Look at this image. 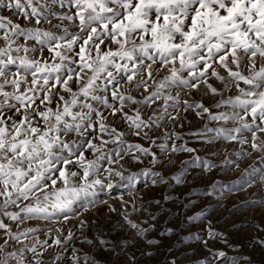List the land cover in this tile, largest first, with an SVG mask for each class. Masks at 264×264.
Returning <instances> with one entry per match:
<instances>
[{
    "label": "snow or ice",
    "instance_id": "6c2138e0",
    "mask_svg": "<svg viewBox=\"0 0 264 264\" xmlns=\"http://www.w3.org/2000/svg\"><path fill=\"white\" fill-rule=\"evenodd\" d=\"M0 10V264H100L91 250L71 244V230L55 228L52 236L51 227L33 222L68 221L79 201L94 204L88 198L97 188L124 179L129 162L148 158L153 167L142 174L153 186H167L163 172L172 154L198 151L177 143L182 138L173 128L182 126V112L211 113L196 98L202 88L205 96L235 89L214 105L230 111L210 115L234 126L208 128L216 135L205 143L222 138L264 152L258 136L264 134V0H0ZM195 166L210 171L215 165ZM172 178L177 185L191 183L187 169ZM258 182L264 190V168L245 169L216 192L224 200ZM177 203L178 197L162 195L150 219L163 213L167 223ZM241 203L259 210L264 196ZM125 219L135 230L132 243L152 264H239L217 247L231 245L203 209L187 219L207 221L199 230L208 239L193 235L196 244L177 251L184 219L161 231L155 223L141 227ZM85 224L80 221L81 228ZM253 231L264 247V211ZM84 242L103 249L101 255L112 250L103 238L85 236ZM125 264H138L135 252Z\"/></svg>",
    "mask_w": 264,
    "mask_h": 264
},
{
    "label": "rangeland",
    "instance_id": "374dc122",
    "mask_svg": "<svg viewBox=\"0 0 264 264\" xmlns=\"http://www.w3.org/2000/svg\"><path fill=\"white\" fill-rule=\"evenodd\" d=\"M2 11L0 10V12ZM210 82L218 89L222 88L221 82L216 81L215 78H212ZM204 91L205 89L202 88L200 93L196 94V98L209 106L211 113L197 116L195 112L190 111L187 114L182 112V120L180 121L182 126L173 128L182 138L177 143H184L198 151L172 154L173 163L163 172L167 186H153L152 178L142 174L143 171L153 167L147 163L148 158H145V163L140 165L129 162L124 165L126 169L124 179L115 178L112 181L113 187L111 189L97 188L96 196L88 198V200H94V204H88L87 200H81L76 205V214L69 213L71 218L68 221H63L61 218L58 223L55 221L33 222V225L39 223L44 228L51 227L53 231L48 235L52 236L56 235L55 228H60L65 232L71 230L76 237L71 244L77 247L82 246L85 251L91 250L92 255L100 258V264H125L128 256L132 255L133 252H135L138 264H152L149 257L141 255L144 249L132 243L135 230L131 229L125 217L140 224L141 227L155 223L157 225L155 231L163 230L168 224L179 225L180 220L184 219V227L179 229V236L175 241L176 248L173 249V251H177L188 244L195 245L196 241L192 238L193 235H199L202 240L208 239L205 232L199 230L204 228L205 224L208 223L207 221L201 224L200 221L187 219L195 216L203 209L215 229L223 233V238L231 245L229 247L223 243L217 244V247L224 250L229 258L236 257L239 264H264V247L256 242L258 234L253 231V224L257 222L260 211H264V208L257 210L255 206L241 203L242 201L259 200L264 196V190H261L259 182L256 187L243 192H235L224 200H220L216 192V189L220 188L221 185L239 179L245 169L251 172L253 168H264V152L253 151L248 144L241 145L238 142H229L222 138L213 141L211 144L205 143L207 137L216 135L215 131L208 132V128L234 126V122L231 121H213L210 115L230 111L226 106L221 105L217 108L214 105L220 99L234 95L235 89L225 90L222 96H213L210 93L205 96L203 95ZM185 115L187 118L183 119ZM244 135L251 139L249 133ZM258 136L264 138V134L258 133ZM129 139L135 140L136 138L130 137ZM145 146L147 145L145 144ZM242 149L249 154L244 155ZM212 153L216 154L213 155ZM196 155L200 156V161L194 160ZM226 158L234 163L228 164ZM181 161L184 163L182 164ZM204 161L215 166L210 171L195 166ZM236 164L239 165V168L235 167ZM249 165L252 167L249 168ZM185 169H187L188 179L191 180V183L177 185L172 177ZM156 170L160 169L157 168ZM130 175H134L136 179L130 181L127 178ZM133 183L135 187H132ZM213 183L216 185L215 189L211 187ZM209 192L213 193L211 197L204 195ZM254 192L255 195H253ZM168 194L174 198L178 197L180 203L173 204L168 209L170 215L167 216V223L163 213H158L160 218L153 222L150 219V214L156 212L155 201L162 199V195ZM218 203L222 204L223 207L217 208ZM184 204L189 206L183 208ZM83 205L87 206L84 207ZM233 205H236L238 210L232 209ZM113 208L115 211L111 210ZM229 209L232 210L229 211ZM81 220L86 222L83 228L80 227ZM193 225H196V228H193ZM130 233L131 235H129ZM40 236L42 239L47 238L43 231ZM85 236L94 241L98 237L111 241L112 250L101 255L104 250L92 249L91 245L84 242ZM165 252L166 249H160V255H164ZM195 252L197 249L193 248L188 254L191 255ZM243 257H247L248 260H242Z\"/></svg>",
    "mask_w": 264,
    "mask_h": 264
}]
</instances>
